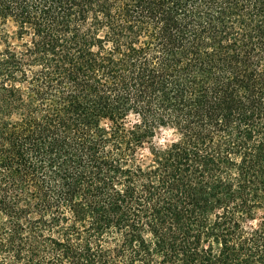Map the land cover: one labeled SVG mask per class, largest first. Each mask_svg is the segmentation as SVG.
I'll list each match as a JSON object with an SVG mask.
<instances>
[{
    "label": "trees",
    "instance_id": "trees-1",
    "mask_svg": "<svg viewBox=\"0 0 264 264\" xmlns=\"http://www.w3.org/2000/svg\"><path fill=\"white\" fill-rule=\"evenodd\" d=\"M0 264H264V0H0Z\"/></svg>",
    "mask_w": 264,
    "mask_h": 264
},
{
    "label": "rangeland",
    "instance_id": "rangeland-1",
    "mask_svg": "<svg viewBox=\"0 0 264 264\" xmlns=\"http://www.w3.org/2000/svg\"><path fill=\"white\" fill-rule=\"evenodd\" d=\"M171 140V135L169 132L167 131H161L158 135L157 138L155 140V142L158 145H163L164 143L168 142Z\"/></svg>",
    "mask_w": 264,
    "mask_h": 264
}]
</instances>
